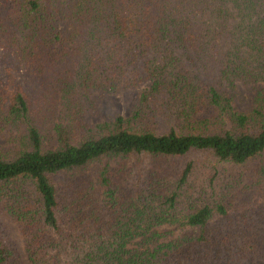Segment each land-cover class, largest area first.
I'll list each match as a JSON object with an SVG mask.
<instances>
[{
  "label": "trees",
  "instance_id": "trees-1",
  "mask_svg": "<svg viewBox=\"0 0 264 264\" xmlns=\"http://www.w3.org/2000/svg\"><path fill=\"white\" fill-rule=\"evenodd\" d=\"M0 47L30 86L0 85V213L26 252L0 230V264L264 262V206H236L264 194V90L232 103L264 84V0H0ZM144 83L88 122L92 90Z\"/></svg>",
  "mask_w": 264,
  "mask_h": 264
},
{
  "label": "rangeland",
  "instance_id": "rangeland-1",
  "mask_svg": "<svg viewBox=\"0 0 264 264\" xmlns=\"http://www.w3.org/2000/svg\"><path fill=\"white\" fill-rule=\"evenodd\" d=\"M14 55L10 51H6L0 47V85L4 87H14V84L30 86L23 80V76L17 70H14ZM15 82V83H14ZM147 86L144 83L138 87L127 88L116 93H100L98 90H92L89 94V100L94 102V108L87 111L86 117L88 122L96 123L99 121L109 120L116 115L128 116L131 108L138 99L143 88ZM259 89L264 90V84L252 85L244 84L237 81L233 98V105L241 111H247L253 104V95ZM60 107V105H59ZM199 116L211 117L213 112L205 109L201 111ZM58 182H62L63 174L56 176ZM237 208H248L250 206H264V194L261 196L244 195L237 203ZM160 231L165 232L161 240H168L178 236L182 230L174 225H161L158 227ZM0 230H6L15 240L18 249L26 256L24 249V235L21 234L16 221L10 219L6 214L0 213ZM131 246H137V240L130 243ZM258 260L255 264H263Z\"/></svg>",
  "mask_w": 264,
  "mask_h": 264
}]
</instances>
